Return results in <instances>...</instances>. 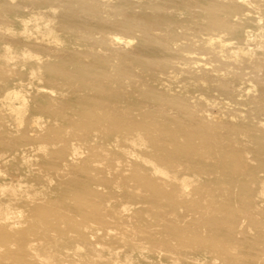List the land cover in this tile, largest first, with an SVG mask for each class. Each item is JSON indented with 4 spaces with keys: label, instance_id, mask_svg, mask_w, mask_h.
Here are the masks:
<instances>
[{
    "label": "bare ground",
    "instance_id": "1",
    "mask_svg": "<svg viewBox=\"0 0 264 264\" xmlns=\"http://www.w3.org/2000/svg\"><path fill=\"white\" fill-rule=\"evenodd\" d=\"M7 2L14 4L13 0H5L4 4L14 13L15 9ZM245 2L255 12L254 18H251L253 25L247 19L239 22L245 17L235 15L232 19L225 20L223 26H217L211 20V25L206 30V36L210 40L208 42L203 38L200 40L201 33L198 30L190 33L192 38H187L188 32L184 29L178 31L176 37L172 36L168 42L186 53L182 56L181 66L175 61L157 60L140 69L142 63L131 62L116 46V40H107V49L115 60H119L121 73L114 72L111 68L106 76L101 77L102 82H95L99 79L98 75L91 76L90 79L81 77L79 85L76 81L74 87L72 80H68V72L78 73L79 69L69 67L67 70L68 67L61 62L33 56L29 49L14 45L6 44L1 49L0 84H23L25 80L22 68L27 65V58L34 57L36 62L30 65V74L38 75L39 78L44 76L54 93L67 91L69 109L66 113L56 110V100L51 99L44 108L60 124H43L38 119H32L31 124H24L28 109L24 92L10 86L0 95V131L6 134L10 131L16 133L14 137L2 138L6 150L0 152V177L3 172L15 171L16 165L9 163L13 158L15 162L18 161L21 146L30 145L40 158L44 181L54 182L57 187H65L64 195L68 197L63 199L57 196V187L50 190L38 188L37 200L23 204L30 211V217L21 216L17 221L12 220L16 211L14 213L9 206H0V264H83L91 259L110 260L112 257L105 255V250L97 248L103 242L107 244V236L116 234L109 244L125 246L128 247L127 251L135 252L150 241L154 245L163 241V233L158 226L168 228L167 235L170 237L166 238L165 243L169 245L170 257L176 262L187 259L203 246L211 247L213 254L210 255H215V258L221 256L228 259L227 256L236 249L238 243L223 237L221 229L211 226L210 221L217 220L229 230L240 227L237 220L242 205L238 203L244 199V203L249 200L242 192L248 186L238 177L231 175V180L228 179V174H224L222 180L218 171L227 162L244 165L253 162L264 168V120H253L264 115V98L258 94L259 91L264 93V87L255 79L250 80L248 87L247 81L233 78L229 72L223 74L220 65L216 64L205 70L191 64L190 59L196 54L205 53L210 61L220 60L228 68L237 64L234 63V57L241 52L253 54L264 51V0H244ZM91 8H96L94 3ZM101 10L105 12L103 8ZM94 14L102 17L100 13ZM10 19L7 17L3 21L9 23ZM18 19L23 30L38 28L41 32H51L55 25L51 17L33 12L25 17L18 16ZM235 24H242L241 27L245 28L232 26ZM3 31L6 36H11L13 29L4 27ZM242 32L246 40L243 46L226 44L222 40L224 35L240 37ZM76 33L84 38L92 34L85 27ZM104 35L107 38L111 36ZM218 35L221 39L215 41ZM76 37L79 38L77 34ZM255 66L258 71L264 72L263 64ZM161 76L167 78L162 79ZM218 86L225 90L230 88L232 92H224L222 96L230 104L233 103V106L238 105L240 99L243 104H252L253 112L248 114H254L252 120L250 116L248 119L242 117L243 113H231L233 117L219 122L214 113L205 109L204 101L214 107L218 104L217 99L203 94L204 92L198 97L195 92L203 90L213 93ZM153 101L161 104L155 105ZM180 102L187 103L185 105L192 110L191 115L204 122L203 127L189 125L188 130L168 122L172 121L170 118L173 111L167 110V106L181 107L175 104ZM71 109L72 112L69 113ZM5 118H12L16 127L11 129ZM29 130H35L36 136H30ZM47 133L51 134L50 138ZM251 149L253 159L247 156ZM10 154L14 157L11 158ZM105 155L109 158L104 157ZM104 159L110 163L105 165ZM62 161L66 162L65 166L72 165V169L64 170ZM94 162L104 166L92 168ZM203 174L208 178L204 179L206 184L202 185L219 187L220 198L214 200V196L199 190L205 197L213 199H198L188 206L190 209L205 211L207 217L200 224L196 221L190 229H185L176 225L169 226V219L165 216L162 224H153V220L144 218L142 223L150 227L140 244L126 233L129 231L127 228L123 229L130 226L129 220L132 218H142L145 214L147 218L152 216L142 208H137V192L127 190L132 187V181L140 186L148 185L160 205L172 202L176 194L189 195L195 184H201L199 181ZM195 175H200L198 180L194 179ZM94 182L98 188H95ZM100 186L111 189L109 196L101 193L103 190ZM199 188L201 189V185ZM260 192L264 195V186ZM23 207H20L19 213L26 211ZM251 207L247 206L249 217L246 218H250L251 224L260 228L257 215ZM171 234L179 239L171 238ZM256 239L255 242L259 241ZM153 253L157 256L153 257ZM162 253V249L156 247L151 254H142L144 261H148L145 264H159Z\"/></svg>",
    "mask_w": 264,
    "mask_h": 264
},
{
    "label": "rangeland",
    "instance_id": "2",
    "mask_svg": "<svg viewBox=\"0 0 264 264\" xmlns=\"http://www.w3.org/2000/svg\"><path fill=\"white\" fill-rule=\"evenodd\" d=\"M4 1L0 0V52L6 44H10L17 48L29 49L28 51H30L33 56H40L45 59L48 57L50 59L49 61L61 62L68 67L67 70H69V67L73 69L77 68L80 72H68V80H72L74 87L76 86V81H78L79 85V78L81 77L90 79L91 76L98 75L99 79L95 80V82H102L101 77L106 76L111 68L114 72L120 71L121 73L119 60H115L107 49L106 41L109 39L113 41L116 40V46L122 50V53L129 57L128 59H130L131 62L142 63L140 69H144L147 63H156L157 60L175 61L181 66L183 63L182 56H185L186 53L179 49L178 46L168 42L172 36H177L178 31L184 29L188 32L186 33L187 38H192L190 33L194 30H198L201 33L200 40L203 38L208 42L210 40H208L206 36V34H208L206 30L211 25V20L214 21L215 25L223 26L225 20L232 19L233 16L238 15L239 17H245L243 20H239V22L246 21L247 19L251 20L250 25H253L251 18H254L255 15L254 10L249 4L246 2L244 3V0H100V2H93L92 0H13L14 4L11 2H7V4L10 6L12 5L11 8L15 9L14 13L6 7ZM67 1L71 3H67ZM87 3L92 6L94 3L96 8L92 10V6L88 7ZM99 5L102 6L105 12L101 10L102 8ZM31 12L51 17L56 25L52 26L53 31L49 32L43 30L41 32L38 28L23 30L18 16L25 17ZM94 12L102 14V17H96ZM7 17L13 20L10 19L9 23H5L3 20L7 19ZM241 25L242 24H235L232 26L240 29L245 28L241 27ZM4 27L13 29L11 36H6L4 34ZM83 27L91 31V36L86 38L79 37L80 34L76 32ZM76 34L79 38L76 37ZM104 34L108 36L110 34L111 38H107ZM243 36V32L240 34V37H231L229 34L224 35L222 40L226 44L230 43L240 47L246 42ZM183 39L186 40L185 37ZM220 39L218 35L215 41H219ZM77 40H79L78 43ZM57 49H61L64 52H59ZM61 56H63V58H61ZM234 58V63L237 64H233L228 68L225 64H222L220 60L210 61L208 55L205 53L196 54L195 57L190 59V62L205 70L211 69L216 64L220 65V67L222 66L220 71L223 74L229 72V74L233 75V78L247 81L248 87H250V80L254 79L260 86L264 87V72L258 71L257 66H255L257 64L264 65V51H257L253 54L250 52H248V54L241 52ZM27 59V65L22 68L24 72L23 80H25L23 84L10 83L6 85L1 83L0 95L10 86L21 89L24 92L26 95V104L28 105L24 117V124H31L32 119L41 120L44 122L43 124H55L56 122V124H58L59 122L56 117L49 114L44 108V105L49 103L51 99H54L56 100V106L54 108L66 113L69 109L67 91L61 93L52 92L48 80L45 79L44 76L39 78L38 75L34 76L30 74L29 67L36 62V58L30 57ZM110 65L113 67H110ZM161 78L167 77L161 76ZM41 86L42 89H39ZM257 91H259V87ZM79 92L81 93V91ZM202 92L208 96L212 95L217 99V106L210 107L205 101L203 102V106L205 109L214 113L218 117L217 120L219 122L226 121L233 117L231 113H243L241 115L242 117L248 119V116H250V120H252L254 114L248 115L253 112L251 110L253 108L251 107L253 106L252 104H243L240 99V103L233 106V103L230 104L225 100V97L222 96L224 92L231 93L232 91L230 88L225 90L221 86H218L213 93L198 90L195 94L198 96ZM242 92L244 93L245 91ZM53 93L54 95L50 98V95ZM164 94L167 95L166 93ZM258 94L264 98L263 92L259 91ZM16 102L18 101L16 100ZM153 103L155 105L161 104L157 101H153ZM175 104H179L181 107L172 106V108H170L169 105L167 106V110L173 111L170 118L172 121L169 120L168 122L172 125L184 127L185 129H188L189 125L192 127L204 126L203 121L191 115L192 110L186 107V102ZM71 112L72 109L69 113ZM261 116L264 115L261 114L253 120H264V117L262 118ZM212 118H214V116H212ZM5 121L9 124L11 129L16 127L12 118H5ZM28 134L30 136H36V131L29 130ZM14 136H16L15 132L10 131L6 134L0 131L1 153L4 152L3 150H6L4 149L6 147H4L5 144L2 142V138ZM47 136L50 138L51 134L47 133ZM20 149L17 162H15L13 158L14 155L10 154V157L13 159L9 164L16 165L14 167L16 168L15 171L13 173L3 172L0 177V206H9L14 213L16 211L14 214L15 217L12 219L13 221H17L21 216L25 218L30 217V211L26 210L23 204L35 200L38 197L36 189H43L44 187L50 190L57 187L54 182L47 183L44 181L42 169L40 167L41 161L38 155H36V151L31 148L30 145L26 146V144L23 145V147L21 146ZM248 151L250 153L247 156L253 159L252 149ZM104 157L109 158L107 155ZM104 162L105 165L106 163H110L106 159H104ZM61 163L64 170L72 169V165H64L66 163L65 161ZM74 163H76L75 160ZM101 166L104 165L96 162L91 165L92 168ZM218 173L222 176V180H224L223 175L228 174V179L231 180L232 176L238 177L243 182H246L248 186V188H243L242 192L248 196L249 200H246L247 202L244 203V199L238 203V205H242L238 211L237 220L239 225H241L240 227L229 230L224 225L218 223L217 220L210 221L211 226L215 225L221 229L223 237L238 243L236 249L234 248V251L227 256L228 259L221 256H219L218 259L215 258V255H212L213 251L211 247L203 246L195 253H191L190 257L187 259L176 262L170 257L168 252L170 251L168 248L169 245L165 243L166 238L170 237L167 235L169 230L166 227L162 228L158 226L163 233V241L161 243L154 245L152 241H150L145 247H140L141 250L131 252L127 251L128 247L109 244V241L116 235L114 234L105 238L107 244L103 242V244L97 247L101 251L105 250L104 254L112 257L110 260L100 259L95 261L91 259L89 262L85 261L83 264H145V262L148 261H144L142 254H151L152 249L156 247H159V249L163 251L161 260H158L159 264H264L262 260V258H264V221L261 220L264 219V195L260 192L264 186V168L258 167L256 164H253V162L248 165L238 162H227L221 165ZM195 176L194 179L198 180L197 177L200 175ZM207 178L208 176L203 174L199 181L201 184H195L191 188L189 195L178 196V194H176L172 202H164L160 205L157 204V198H155L153 193L148 189V185L140 186L137 185L135 181H132L130 183L132 187L126 189L137 192V208H142L152 216L147 218L145 214L142 218H132L129 220L130 226L123 227V229L127 228L129 231L126 233L129 236H133L135 240L137 239L136 242L138 241L140 244V241L142 242V239L145 237L144 235H146V230L150 227L142 223L144 218L153 220V224H162L163 217L165 216L169 219L167 223L169 226L176 225L184 227L185 229H190L191 225L196 221H199L200 224L202 220L207 217L205 211L190 209L188 206L194 204L198 199L205 198V200L213 201V199L218 200L220 198V194L218 193L220 190L219 187L210 188V186L202 185V183L206 184L204 179ZM200 185L201 189L199 188ZM64 188L63 186H58L56 188L58 191L57 196L68 199V197L64 195ZM95 188H98L96 183ZM99 188L103 190V192H101L102 194L109 196L110 188H102L101 186ZM199 190L206 191L208 195L214 196L212 197L213 199L205 197L202 191ZM249 205L252 206L251 210L257 215L256 218L260 222V228L251 224L252 221L250 218H246L249 217V212L247 211V206ZM20 207H23L26 211L19 213L18 210ZM203 233L205 234L206 232ZM171 238H176V236L172 237L171 234ZM176 239H179V237ZM255 239L260 242H255ZM82 250V253H84V249ZM210 253L212 254L210 255ZM152 256L156 257L157 255L153 253ZM195 256L200 258L196 259Z\"/></svg>",
    "mask_w": 264,
    "mask_h": 264
}]
</instances>
